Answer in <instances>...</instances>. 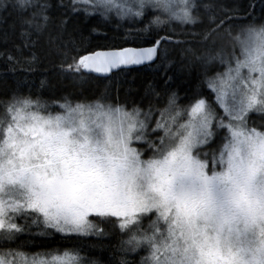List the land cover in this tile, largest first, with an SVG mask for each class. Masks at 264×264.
Instances as JSON below:
<instances>
[{
    "label": "snow or ice",
    "instance_id": "6c2138e0",
    "mask_svg": "<svg viewBox=\"0 0 264 264\" xmlns=\"http://www.w3.org/2000/svg\"><path fill=\"white\" fill-rule=\"evenodd\" d=\"M77 5L86 12L106 14L115 7L121 16L144 17L153 9L161 15L144 29L154 33L151 46L83 50L71 63L68 52H61L65 71L108 73L154 61L171 40L160 36V26L173 19L203 24L201 8L207 19L202 40L223 34L241 55L221 45L197 57L204 65L227 57L225 71L207 77L216 107L195 97L181 107L169 92L164 107L155 109L158 119L151 105L144 113L135 103L128 110L104 98L75 103L64 98L53 102L60 109L55 112L39 99L16 94L0 102V242H14L33 228L40 234L102 237L94 215L131 233L121 241L125 254L147 249L141 264H264V123L249 126L253 114L264 120V24H241L234 34L235 17L229 15L234 9L197 0H183L178 11L171 0H72L69 11L78 12ZM0 7L16 15L25 47L51 19L46 2L11 0ZM49 44L67 47L60 35L50 36ZM7 59L13 70L18 64L31 70L36 56ZM155 95L159 99L160 93ZM145 219L146 229L140 227ZM84 261L68 250L34 253L30 259L17 249L0 250V264ZM119 264L130 262L122 257Z\"/></svg>",
    "mask_w": 264,
    "mask_h": 264
},
{
    "label": "trees",
    "instance_id": "16d2710c",
    "mask_svg": "<svg viewBox=\"0 0 264 264\" xmlns=\"http://www.w3.org/2000/svg\"><path fill=\"white\" fill-rule=\"evenodd\" d=\"M34 2L41 4L46 2L51 5L47 13L51 19L42 34L31 36L32 43L28 47L24 46L26 38L20 35L22 29L16 15L10 11L5 12L3 7H0V102L16 94L33 100L39 99L47 108L59 111V106L53 103L54 101L63 103L64 98H67L75 103L104 98L127 109H132L135 103L143 112H148L151 105L153 118H157L159 113L155 109L164 107L169 92L176 93L181 107L192 102L194 97L214 102L215 93L208 87L207 77L224 71L227 67V57L224 62L216 60L207 65L197 57L221 45L235 56L241 55L240 47L237 45L233 49L231 40L223 34H216L207 42L202 40L199 33L207 25V19L204 9L201 8L200 17L204 21L203 24L187 25L173 19L160 26L163 29L160 36H171V40L162 45L160 58L154 63L123 67L107 77L96 76L83 69L79 73L65 71L61 69V64L65 60L61 52H68V63H71V56L77 55V52L84 54L83 50L151 45L154 33L144 29L149 21L161 15V12L153 9L144 17L121 16L112 10L106 14L102 9H89L86 12L84 5H77L80 9L78 12H70L72 0ZM7 3H11V0H0V6ZM197 3L221 4L225 9H234L235 11L229 12V15L235 17L234 34L238 30L236 27L238 25L264 24V0H197ZM250 4H254V8L249 7ZM215 11L220 14L219 9ZM28 12L30 15L31 9ZM161 18L167 19V16ZM65 20L67 23L62 24L61 22ZM152 28L155 29L156 26L152 25ZM57 35L62 37L66 48H59L58 44H49V37ZM73 46L76 52L71 51ZM186 49L193 51L186 53ZM30 53L36 56L31 70L19 64L15 70L12 69L7 59L8 55L22 59ZM155 93H160L159 99ZM258 116L260 115H252L249 126L260 125L256 122ZM260 121L262 123L264 120L261 118ZM203 151L208 149L204 148ZM90 218L104 230V236L65 234L55 230L40 234L39 229L33 228L30 234H22L14 242H0V250L17 249L29 255L34 253L59 255L68 250L78 252L85 258L84 264H90L91 260H96L99 264H119L122 257L130 264H141L142 258L148 255L147 249L143 246L135 252L125 254L121 251V241L126 240L131 233L120 230L118 226L113 228L110 223L102 222V218H95L94 215ZM148 223L149 221L145 219L140 227L146 229Z\"/></svg>",
    "mask_w": 264,
    "mask_h": 264
},
{
    "label": "rangeland",
    "instance_id": "374dc122",
    "mask_svg": "<svg viewBox=\"0 0 264 264\" xmlns=\"http://www.w3.org/2000/svg\"><path fill=\"white\" fill-rule=\"evenodd\" d=\"M117 2H120V0H117ZM182 2H183V0H171V3H172V5H173V9L174 10H179V8L182 6ZM115 14H118V9L117 8H115V7H113L112 9H111ZM130 16V15H129ZM135 17V16H134ZM226 69V68H225ZM225 71V70H224ZM224 71H222V72H224ZM204 99H206V98H204ZM214 99H215V95H214ZM207 100V99H206ZM210 103H213V106L214 107H216V105H215V100H214V102H210ZM183 107V106H182ZM49 111H52L51 109H49V108H47ZM128 110H131V109H128ZM60 111V110H59ZM217 111H220L221 113H222V109H219L218 107H217ZM53 112H55V111H53ZM144 113H147V111H144ZM141 119H143L144 117L141 115V117H140ZM159 118V115H158V117H157V119ZM184 119L186 120L187 119V117H184ZM257 120H256V122L258 123V124H261V121H260V119H261V117L260 116H258V118H256ZM181 122H183V121H181ZM262 123H264V121L262 122ZM250 127H253V126H250ZM134 146H137V147H139V145L137 144V145H134ZM55 255H58V254H55ZM59 255H63V254H59ZM31 256L32 255H29L28 254V257H29V259L31 258ZM49 259H50V257H49Z\"/></svg>",
    "mask_w": 264,
    "mask_h": 264
},
{
    "label": "water",
    "instance_id": "95a60500",
    "mask_svg": "<svg viewBox=\"0 0 264 264\" xmlns=\"http://www.w3.org/2000/svg\"><path fill=\"white\" fill-rule=\"evenodd\" d=\"M151 45H147V46H128V47H125V48H144V47H149ZM107 50V49H105ZM157 60V58H154V61H146L142 64H134V65H127V66H121L119 68H114L111 72H108V73H97L95 71H92V70H88V69H83L85 72L87 73H91L93 75H96V76H100V77H107L109 76L111 73H113L114 71L120 69V68H123V67H136V66H142V65H145V64H149V63H154L155 61Z\"/></svg>",
    "mask_w": 264,
    "mask_h": 264
},
{
    "label": "bare ground",
    "instance_id": "6f19581e",
    "mask_svg": "<svg viewBox=\"0 0 264 264\" xmlns=\"http://www.w3.org/2000/svg\"><path fill=\"white\" fill-rule=\"evenodd\" d=\"M126 47H128V46H126ZM123 48H125V47H123ZM108 49H110V48H108ZM97 50H105V49H97ZM158 59V58H157Z\"/></svg>",
    "mask_w": 264,
    "mask_h": 264
}]
</instances>
